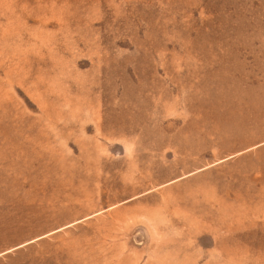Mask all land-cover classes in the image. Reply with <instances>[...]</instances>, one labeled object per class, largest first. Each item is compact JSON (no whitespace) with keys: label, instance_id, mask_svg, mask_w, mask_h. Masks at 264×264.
I'll return each instance as SVG.
<instances>
[{"label":"rangeland","instance_id":"rangeland-1","mask_svg":"<svg viewBox=\"0 0 264 264\" xmlns=\"http://www.w3.org/2000/svg\"><path fill=\"white\" fill-rule=\"evenodd\" d=\"M0 264H264V0H0Z\"/></svg>","mask_w":264,"mask_h":264}]
</instances>
